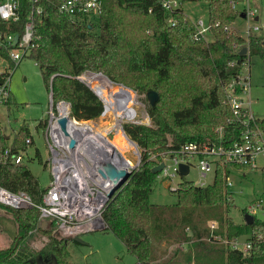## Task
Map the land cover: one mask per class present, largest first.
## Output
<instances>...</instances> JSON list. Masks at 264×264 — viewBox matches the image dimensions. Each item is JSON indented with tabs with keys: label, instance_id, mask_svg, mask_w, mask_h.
I'll return each instance as SVG.
<instances>
[{
	"label": "trees",
	"instance_id": "trees-1",
	"mask_svg": "<svg viewBox=\"0 0 264 264\" xmlns=\"http://www.w3.org/2000/svg\"><path fill=\"white\" fill-rule=\"evenodd\" d=\"M101 1L100 20L91 29L61 14L60 0H43L28 56L40 67L49 92L52 81L54 101L69 102L79 120H98L103 111L101 99L76 77L87 70L140 93L159 94L154 104L145 98L152 125L125 124L141 148V163L110 198L103 212L104 229L124 243L138 264H264V219L255 216L247 224L244 217L237 221L230 214L236 205L224 182L230 166L218 164L214 181L207 185L183 179L176 203L150 202L157 177L152 171L158 164L154 155L161 158L189 141H215L229 147L240 138L246 127L233 120L225 85L237 78L251 57L259 56L264 62V37L255 33L245 37L231 29L239 15L231 0H205L213 38L201 40L194 39L197 26L182 7L170 13L162 0ZM31 6L29 0H21L20 18L10 22L0 18V29L22 35ZM245 46L248 52L241 54ZM0 57L14 66L7 49L0 48ZM4 77L0 74V83ZM256 123L264 129V118ZM45 124L42 120L39 125L45 128ZM28 137L32 134L27 123L11 142L0 125V152L10 146L15 153H28L34 143L33 139L27 143ZM119 139L129 148L120 135ZM0 185L27 192L36 204L47 190L25 162L0 161ZM0 207L17 221L14 240L0 247V264H38L40 256L70 264L68 248L74 237L60 238L52 227H43L36 206ZM247 212L242 209L243 216ZM211 222L216 223L214 229ZM35 232L48 237L41 249L32 247L28 239ZM240 236L251 248H231L230 242Z\"/></svg>",
	"mask_w": 264,
	"mask_h": 264
},
{
	"label": "built area",
	"instance_id": "built-area-1",
	"mask_svg": "<svg viewBox=\"0 0 264 264\" xmlns=\"http://www.w3.org/2000/svg\"><path fill=\"white\" fill-rule=\"evenodd\" d=\"M29 1L32 5L31 11L22 35L0 29V48L7 49L8 58L14 62V66H11L8 59L0 57V74H6L0 83V103L3 104H8L11 98V70L28 56L34 46L36 16L43 12V0ZM240 3L242 2L231 0L234 9H238ZM181 5L182 0H162V6L170 13L181 8ZM20 6L21 0H0V18L7 22L17 21L20 18ZM102 7L101 0H60L58 4L61 14L91 29L100 20ZM242 14L248 20H256L257 10L246 5ZM169 22L174 24L172 18ZM196 26L194 39H206L205 33L210 31V24L205 26L204 21L200 20ZM225 28L228 29L227 26ZM259 30V26L249 25L246 37ZM16 35L19 38L14 44ZM3 62H8L9 66H1ZM76 77L101 99L103 111L99 119L106 120L108 124L101 128L95 120H79L74 117L69 102L54 101L51 81L50 109L44 128L50 151L51 183L43 194L42 202L36 204L27 192H15L0 185V204L13 209L36 206L40 211V222L47 221L46 226L52 227L53 233L61 234L65 238L81 237L88 232L105 228L103 212L111 198L109 194L115 186L114 180L104 175L107 172L106 167L111 165L132 173L141 163V148L128 135L125 124H151L146 104L136 90L113 82L101 72L87 70ZM250 86L251 70L249 62L246 61L237 78L225 85L226 101L232 111L233 120L246 127L240 138L231 146L226 147L215 141H189L178 150L162 153L161 158L154 155L158 164L164 162V167L157 173V177L165 180L171 191L178 192L180 188V182L176 184L175 178L178 175L184 177L180 172L181 163L187 164L190 172L192 162H196L200 177L198 185L202 186L208 184L206 178L209 172H213L215 178L218 164L230 166V172L224 176L225 187L230 193H234L232 167L248 166V169L260 170L264 174V129L257 125L251 102L244 97V94L250 92ZM63 118H66L64 124L60 121ZM222 128L218 129L220 133ZM117 134L130 145L128 149L115 141ZM26 141L30 143L32 137H28ZM72 141L74 145L71 144ZM25 155L23 152H13L8 146L1 150L0 161L23 163ZM168 159L171 162H168ZM247 209V213L254 217L261 215L264 219V198L260 197ZM211 227L214 229L216 223L211 222ZM230 246L234 250L246 251L251 248V243L235 238L230 242Z\"/></svg>",
	"mask_w": 264,
	"mask_h": 264
},
{
	"label": "rangeland",
	"instance_id": "rangeland-1",
	"mask_svg": "<svg viewBox=\"0 0 264 264\" xmlns=\"http://www.w3.org/2000/svg\"><path fill=\"white\" fill-rule=\"evenodd\" d=\"M246 5L251 9L257 10L258 20H248L242 16L244 6ZM181 7L195 24L200 20L204 21L205 26L210 24L209 7L205 0H182ZM238 11L239 15L231 25V29L246 37L249 25H257L260 27V30L255 34L264 37V0H247L245 3L242 2L238 5ZM205 37L206 39H211L213 35L210 31H207ZM1 66L7 67L9 63L3 62ZM251 72L250 92L244 94V97L247 101L251 102V109L255 116L257 118H264V62L259 56L251 57ZM9 84L11 101L8 104L0 103V125L7 134L9 142H11L16 131L23 124H29L34 143L25 155V163L28 164L33 173L39 178L42 187L47 188L51 183L50 151L45 140L44 127L39 124L48 117L50 92L44 83L41 69L33 57L28 56L22 59L11 70ZM137 92L147 107L145 98L148 97L146 93ZM95 121H97V125L101 128H104L108 124L106 120L98 119ZM152 124L151 118L150 125ZM168 139L172 140L170 135H168ZM167 161L171 162L169 159ZM192 163L193 166L187 175L184 177L178 175L175 178L176 184L183 179L191 180L197 185L200 183L196 162L193 161ZM242 171L243 169L232 167V179L234 180L232 189L236 205L230 210V214L237 221L243 220L242 209L253 205L260 197L264 198V174L260 170L254 169ZM213 181L214 173L209 172L206 182L209 184ZM177 198L178 193L171 191L167 182L157 177L154 182V192L150 196V202L154 204H172L177 202ZM5 210L4 207H0V247L11 244L17 232L16 219L10 217ZM258 217H261V215ZM54 234L62 238L61 234ZM81 238L84 242L72 240L69 243L70 264H138L136 256L131 254L124 243L106 229L88 232L81 235ZM28 239L32 247L41 249L48 237L41 232H35ZM239 240L245 241L243 236H240ZM41 258L43 259V264H49V260L45 261L43 257Z\"/></svg>",
	"mask_w": 264,
	"mask_h": 264
},
{
	"label": "water",
	"instance_id": "water-1",
	"mask_svg": "<svg viewBox=\"0 0 264 264\" xmlns=\"http://www.w3.org/2000/svg\"><path fill=\"white\" fill-rule=\"evenodd\" d=\"M242 16H244V14H242ZM256 20H258V16L256 17ZM18 38L19 36L16 35L15 36V40H14V44L17 43L18 41ZM248 52V47L245 46L242 48L241 50V54H245ZM147 97H148V100L151 104H154L158 98H159V94L157 91H150L148 94H147ZM62 124H64L66 122V118H63L60 120ZM72 145H74V142L72 141L71 143ZM164 167V162H160V164L156 165L154 168H153V172L154 173H158L162 170V168ZM106 174L104 173V175H108L111 179L114 180V183H115V186L114 188L112 189V191L110 192L109 196L112 197L114 195V193L117 191V189L119 187H121L127 180L128 178L130 177L131 173L126 171V170H119L111 165H108L106 167ZM180 172L182 175H187L189 173V166L187 164H184V163H181L180 164ZM245 220H246V223L247 224H250L254 221V215L250 214V213H246L245 216H244ZM47 224V221H43L42 222V226L45 227ZM75 241H79V242H84L83 239L80 237V236H75L73 238ZM47 259H45L46 261ZM38 264H43V259L41 257L38 258ZM49 264H56V258L55 257H52V260Z\"/></svg>",
	"mask_w": 264,
	"mask_h": 264
},
{
	"label": "bare ground",
	"instance_id": "bare-ground-1",
	"mask_svg": "<svg viewBox=\"0 0 264 264\" xmlns=\"http://www.w3.org/2000/svg\"><path fill=\"white\" fill-rule=\"evenodd\" d=\"M113 89L115 90V88H113ZM119 135H120V134H117V135H116V137H115V141H116V142H119V145L122 146L123 148L128 149L127 146L124 144L123 141H122V143H121V141H120V139H119ZM120 137H121V136H120Z\"/></svg>",
	"mask_w": 264,
	"mask_h": 264
},
{
	"label": "crops",
	"instance_id": "crops-1",
	"mask_svg": "<svg viewBox=\"0 0 264 264\" xmlns=\"http://www.w3.org/2000/svg\"><path fill=\"white\" fill-rule=\"evenodd\" d=\"M247 1V0H246ZM259 18V17H258ZM254 33H257V32H254ZM249 65H250V70H251V60H250V63H249ZM252 73V72H251ZM252 75V74H251ZM252 77V76H251ZM242 172H244V170L242 171ZM243 177V176H242Z\"/></svg>",
	"mask_w": 264,
	"mask_h": 264
}]
</instances>
